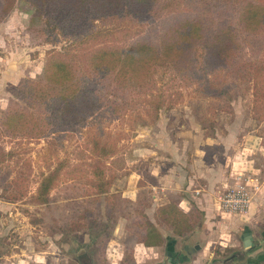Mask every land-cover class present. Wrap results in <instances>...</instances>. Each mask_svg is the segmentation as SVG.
Masks as SVG:
<instances>
[{"label": "rangeland", "instance_id": "1", "mask_svg": "<svg viewBox=\"0 0 264 264\" xmlns=\"http://www.w3.org/2000/svg\"><path fill=\"white\" fill-rule=\"evenodd\" d=\"M158 3L147 18L90 15L68 26L18 1L0 21V264H164L169 246L176 264L191 250L182 264H227L233 253L243 264L264 253V206L237 228H223L232 218L220 217L215 201L232 172L258 176L255 197L263 199L264 27L238 33L241 51L231 65L211 67L199 50L189 73L160 65L146 86L117 89L88 65L96 49L156 42L173 16L196 13L194 0ZM60 57L102 95L99 110L72 127L48 129L43 120L10 134L2 125L7 112L45 109L26 92ZM191 176L199 181L192 186ZM192 194L213 198L215 214L181 204ZM166 205L193 214V228L180 234L160 212ZM149 225L163 234L158 246L143 243ZM251 238L257 245L246 247Z\"/></svg>", "mask_w": 264, "mask_h": 264}, {"label": "trees", "instance_id": "2", "mask_svg": "<svg viewBox=\"0 0 264 264\" xmlns=\"http://www.w3.org/2000/svg\"><path fill=\"white\" fill-rule=\"evenodd\" d=\"M18 1L30 4L34 16L55 17L68 26L81 24L90 15L106 18L126 13L133 18H147L160 6L159 0H0V21L13 11ZM194 3L196 13L173 16L162 27L156 42L141 39L130 43L125 50L96 49L87 58L89 67L96 76L112 77L117 89L127 85L146 86L160 65H169L179 74L189 73L197 63L199 50L207 65L229 66L241 51L238 33H253L264 27V4L254 0H194ZM225 11L232 12L237 24ZM216 12L219 19L214 21ZM88 84L89 80L82 83L68 59L55 58L41 80L32 82L26 92L45 109L40 113L25 109L9 111L2 125L10 134H22L30 123L37 128L43 120H48L45 122L48 129L55 124L77 125L100 108L102 95ZM50 184V179L45 178L40 191L44 200ZM160 212L168 220H175L180 234L183 229L193 228V214H184L177 205H166ZM177 213L181 215L179 219L174 218ZM146 229L143 243L160 245L161 231L150 225Z\"/></svg>", "mask_w": 264, "mask_h": 264}, {"label": "crops", "instance_id": "3", "mask_svg": "<svg viewBox=\"0 0 264 264\" xmlns=\"http://www.w3.org/2000/svg\"><path fill=\"white\" fill-rule=\"evenodd\" d=\"M197 175L196 174H194L193 175V177H196ZM192 176H191V178H190V180H189V182L191 183V186L193 185V184H197L196 182H199V181H196V179H194ZM230 177L232 178V181H233V177H234V173L232 172V173H230ZM229 182H231V181H228V182H226L225 183V185L226 184H228ZM209 183V182H208ZM203 188H205V187H203ZM206 190V189H205ZM192 198H191V200L193 201H191L188 197L187 198H182V200H181V204H185L186 206H187V208L188 209H190L191 208V206L194 204V203H196L197 204V206L198 207H200L205 213H206V215L207 216H212L213 214H215V209H214V205H216V204H213V198H211L210 199V197H208L207 195L205 196V195H203V196H200V197H195L193 194H192ZM258 197V196H257ZM257 197H255V199H256V201H255V199H254V202H253V204H252V206H251V209H250V211L248 212V214H246V215H237V217H235V216H232V215H229V214H221L220 213V217H221V215L222 216H226V217H230V218H232L231 220H229V221H226V222H220V223H222V225H223V228L224 227H228V228H232V227H238V226H240V224H241V221H249L250 219H252V218H254L256 215H257V213L261 210V208L264 206V194L262 195V197H263V199H258ZM215 201H216V198H215ZM187 209V210H188ZM242 217V218H241ZM247 237H245V239H246ZM264 238V237H263ZM254 241H253V239L251 238V243H250V240H248V241H246L245 242V244L247 245L246 247H249V248H252L253 246H255V245H257L256 243L254 244L253 243ZM264 242V240H261L260 241V244H262ZM210 243H208L207 244V246L205 247L206 249L205 250H201L202 252V254H205L206 253V251H207V249H208V245H209ZM251 244V245H250ZM172 247H170L169 246V249H168V257H167V259L164 261V264L165 263H167V261H170L172 264H176L175 263V259L174 260H172V258H171V255H173L172 254V249H171ZM186 249V248H185ZM187 250V249H186ZM257 250H259V249H255L254 250V252L255 251H257ZM188 251V250H187ZM190 252H192V250L191 251H188V255H181L180 257H179V259H178V261H179V263L180 264H182V263H186V262H184V260L186 261V260H188L189 259V257H190ZM253 252V253H254ZM177 254H179L178 253V251H177ZM235 253H233V254H231V256L229 257L230 259L227 261V264H235L238 260H237V258L235 257ZM254 255V254H253ZM208 256V255H207ZM207 258H209L210 259V261L211 260H214L213 258L214 257H210V255L207 257ZM258 258H259V260L257 261V260H255V259H249V261H247V263H243V264H259V261H264V253H259V255H258ZM200 258L199 259H197V260H195V264H198L199 262H200ZM216 260V259H215ZM174 261V262H173ZM224 262H226V261H224ZM178 264V263H177Z\"/></svg>", "mask_w": 264, "mask_h": 264}, {"label": "built area", "instance_id": "4", "mask_svg": "<svg viewBox=\"0 0 264 264\" xmlns=\"http://www.w3.org/2000/svg\"><path fill=\"white\" fill-rule=\"evenodd\" d=\"M260 190L258 176L253 172L239 173L218 194L217 207L222 214L246 215Z\"/></svg>", "mask_w": 264, "mask_h": 264}, {"label": "flooded vegetation", "instance_id": "5", "mask_svg": "<svg viewBox=\"0 0 264 264\" xmlns=\"http://www.w3.org/2000/svg\"><path fill=\"white\" fill-rule=\"evenodd\" d=\"M165 264H172L170 261H167ZM259 264H264V261H259Z\"/></svg>", "mask_w": 264, "mask_h": 264}]
</instances>
